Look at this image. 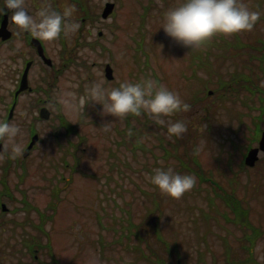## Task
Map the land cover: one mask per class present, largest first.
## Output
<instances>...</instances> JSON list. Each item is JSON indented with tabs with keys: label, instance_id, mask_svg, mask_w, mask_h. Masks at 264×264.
Returning a JSON list of instances; mask_svg holds the SVG:
<instances>
[{
	"label": "rangeland",
	"instance_id": "1",
	"mask_svg": "<svg viewBox=\"0 0 264 264\" xmlns=\"http://www.w3.org/2000/svg\"><path fill=\"white\" fill-rule=\"evenodd\" d=\"M105 1L93 0L94 10L101 13ZM114 1L112 13L99 25L80 23L75 18L77 11L68 18L83 26L84 35L96 40V45H77L80 27L71 34L62 33L64 42L59 38L44 41L53 64L49 67L35 57L37 62L30 70L33 89L17 97L11 118L8 110L18 86L19 69L30 49L16 35L0 42V120L21 128L17 141L23 151L32 133L39 135L27 156L15 155L10 142L0 139L5 145V151L0 153L1 264H86L90 252L101 264H149L146 258L157 259L152 248L164 257L169 255L166 243L156 235L157 226L176 247L171 264H227L222 250L231 249L234 258L246 252L241 251L243 233L223 217L231 212L222 198L214 195V181L227 189L234 188L243 205L249 207V218L264 229V153L260 152L254 166L241 170V148L233 149L231 143H247L250 133L241 129L236 116L248 107L219 91L206 94L222 74L227 78L236 71L251 72L250 85L256 86L259 67L255 65L260 62L264 67L260 59L264 53V1L240 0L259 12L260 19L251 31L216 35L208 40L213 50L209 68L191 65L188 47L176 44L159 29L165 11L181 0ZM82 2L88 4L87 0ZM53 4H58L62 13L69 7H78L70 0H25L26 10L33 16ZM138 46L142 50L137 52ZM203 46L207 47V43ZM106 62L113 68L111 80L104 76ZM210 74L212 79L208 81ZM139 78L157 80L191 105L190 111L165 118L185 123L187 132L180 138L167 139L166 130L147 114L125 118L103 115L100 105L89 102L76 116L63 106V99L84 96L94 82L102 80L105 87L113 88ZM261 83L264 85V75ZM249 102L248 114L242 121L248 122L259 104L256 96ZM40 105L50 110L48 118H39ZM61 117L74 126L66 130ZM107 123L110 131L106 132L103 126ZM142 123L143 134L139 130L128 134L130 124ZM165 147L171 151L169 155ZM194 154L202 167L211 171V181H200L190 172L197 183L179 199L161 194L150 184L147 177L158 167H172L186 174L181 161L191 163L189 157ZM219 184L215 187L221 190ZM154 200L159 208L144 218ZM26 201L34 208H29ZM204 211L210 215L208 221L201 216ZM129 218L139 224V233L148 242L139 241L135 231H130ZM32 237L39 245L33 243ZM48 239L52 251L45 245ZM136 243L141 244L147 257L138 258L130 250ZM249 245L247 242L246 250ZM254 247L255 260L264 264V233Z\"/></svg>",
	"mask_w": 264,
	"mask_h": 264
},
{
	"label": "clouds",
	"instance_id": "2",
	"mask_svg": "<svg viewBox=\"0 0 264 264\" xmlns=\"http://www.w3.org/2000/svg\"><path fill=\"white\" fill-rule=\"evenodd\" d=\"M11 12V22L18 28L30 32L34 37L54 42L61 34H71L80 25L70 22L69 17L74 7L63 13L50 6L42 7L35 16L30 15L25 7V0H3L0 17ZM260 13L252 11L240 0H181L169 8L162 17L161 26L165 35L176 44L191 49L198 48L216 35L231 36L244 31H251L260 19ZM89 102L101 106L103 115L125 118L128 115L139 117L147 114L155 124L166 130L167 139L180 138L187 132L182 121L165 119L177 112H188L191 105L184 102L180 95L164 84L152 78H142L137 82L124 81L118 87L107 88L104 82L92 83L84 96L76 99H63L64 108L79 116ZM110 123L103 126L110 131ZM21 128L13 122L0 120V139H7L15 155L23 152L17 137ZM132 135V131L128 133ZM199 151V149H197ZM150 184L169 198L179 199L191 191L197 183L194 174H182L172 167L153 169L147 177ZM86 264H101L94 252L89 253Z\"/></svg>",
	"mask_w": 264,
	"mask_h": 264
},
{
	"label": "trees",
	"instance_id": "3",
	"mask_svg": "<svg viewBox=\"0 0 264 264\" xmlns=\"http://www.w3.org/2000/svg\"><path fill=\"white\" fill-rule=\"evenodd\" d=\"M206 43H207V47H204L203 45L198 47V48H194V49H191L190 47H188L189 51L191 52L190 56H189V59L191 61V63H190L191 65L196 63L197 66H199V67H207V68L210 67V65L212 64V59H211L209 54H211L213 52V50L211 48L210 42L209 43L206 42ZM136 59L138 62L140 61V54L136 56ZM260 59H261V61L264 60V53ZM255 66L257 68L259 67L258 68L259 72L257 71L258 73L255 74V85L256 86L250 85V83L253 82V79L251 77V75H252L251 72L249 74L246 72L236 71L234 73L231 72L229 77H227V78H225V76L222 74L223 77H221V80H218V83L215 84L213 88L208 87V89L211 88L214 92L219 91V93L222 94V96L227 94V97L234 100V102H237L239 100L241 103L247 104V105H249L250 100L254 101V96H256L258 99V102H259V104L257 106H259L260 112L263 114L264 113V85L261 83L263 75H262V73H260L261 70L263 69V66L260 62L258 64H256ZM236 70H238V69H236ZM219 72L222 73L221 71H219ZM193 75L194 76L197 75L196 71L193 72ZM200 78H202V77H200ZM207 79H208V81L212 79L211 74L209 77H207ZM206 94H208V93L206 92ZM194 96L196 97V93L194 94ZM237 115H239V113ZM261 120L263 121V117H260L259 121H254L252 119V124H249V123L245 122L244 120L242 122H240V124H241L240 127L243 131H247V129H249L248 133H250V134L247 135V143L246 144H244V142L240 143L236 140H231L233 149H237L239 147L241 148V157L239 160V167L241 169L247 168L243 164L242 157L244 155L245 149L253 141H255L258 138L259 133H260V122H261ZM253 121H254V123H253ZM61 122L65 125L66 130H70V127L74 126L66 118H63V117H61ZM143 124L144 123L137 126V128L134 125H131V131L133 132V134H135V133L137 134V130H139L140 133L143 134V132L141 131ZM243 126H245V128ZM160 136H161L162 140L165 139L162 135H160ZM166 141H167V139H166ZM171 142L172 141H169L168 143L171 144ZM164 149L166 152H168V155H169L171 151L166 147ZM231 153L232 152L230 151V154ZM111 154L114 155L113 152ZM72 155L74 156L73 152H72ZM189 160L191 161V163H189V164L185 163L184 160L181 161L182 167L187 169L186 174H189L190 172H194L198 176L200 181H211V177H212L211 171L202 167L201 162L199 161L197 154L191 155L189 157ZM190 164H192V165H190ZM114 165L115 164L111 161L110 162V168L113 169ZM82 173L87 175L84 172H82ZM89 176L93 177L92 174H90ZM213 183H214V185H213ZM212 185L215 188V195L222 198V200L225 202V204L229 208V211L231 212V216L225 215L226 220L231 222L232 224L236 225L241 230L244 238L247 239L246 241L250 244L249 247H252L254 245L256 239L262 234L263 230L256 223H253L252 220L249 218V207L243 205V202L241 201V199H239L238 196L235 194L234 188H231V189L226 190V191H223V189H222L219 192V189H216V187H215L216 183L212 182ZM26 204L29 208H34V205L30 204L28 201H26ZM52 205L54 206V203H52ZM156 208H159V203L157 200H154L153 207L147 208V212H146V214H144V218L151 215ZM201 216L204 217V219H205L204 221H206V219L210 215L204 211V212H201ZM130 219L131 218H129V221H128L130 224V226H129L130 231H132V232L135 231L134 234L136 235V238L139 241H144V239L147 241V239L143 238V236L139 233V229H138L139 224L134 222V220H132V219L130 220ZM155 232H156V235H157L159 241L160 242L164 241L166 243V247L168 248V251H169L168 252L169 255H167V257H164V256L160 255L159 253H157L151 247L152 252H154L157 255V259L155 262L157 264H171L172 260L170 258H171V256L174 255V252H176V247L173 243H170L169 241H167L165 239L164 235L162 234V232L158 226L156 227ZM32 239H33V243L36 242L39 245V242L37 241V239H35L34 237H32ZM45 245L47 246V250L52 251V247L50 245L49 239L45 243ZM128 246L130 247L129 243H128ZM131 247L133 250L132 249H130V250L133 251V253L136 254L137 257L145 258L148 256L145 253V251L142 249L140 243H136L133 245L131 244ZM52 255H53V252H52ZM246 256H247V260L242 264H247L249 261H251L252 253L247 252ZM146 259H148L150 262L153 261L150 259V257L146 258ZM55 262L57 263L56 260H55ZM177 262H179V261L177 260ZM228 262L231 263L229 260H228ZM0 264H1V261H0ZM177 264H179V263H177ZM236 264H240V263L236 262Z\"/></svg>",
	"mask_w": 264,
	"mask_h": 264
},
{
	"label": "flooded vegetation",
	"instance_id": "4",
	"mask_svg": "<svg viewBox=\"0 0 264 264\" xmlns=\"http://www.w3.org/2000/svg\"><path fill=\"white\" fill-rule=\"evenodd\" d=\"M83 0H81V2H82ZM88 1V4L86 5L84 2H82L81 3V9L83 10V12H85V13H87L88 14V19H87V21L85 22V24H87L88 23V25H92V24H97V25H99L100 24V22H101V20H103V18H101L100 17V12H98V11H96V10H94V8H93V0H87ZM5 17V16H4ZM4 17H0V23H1V20L4 18ZM10 17H11V14H10V11L8 12V19H7V27L10 29V31H11V37L9 38V39H6V40H4V39H2L1 37H0V42L1 43H4V42H6V41H8V40H10L13 36H15V37H21L22 38V40H23V42L29 47V55H28V57L24 60V64H23V66H22V68L21 69H19V79H18V84H19V82H20V79H21V75H22V72H23V69H24V67H25V65H26V63L29 61L30 62V68H29V73H28V83H29V85H31L30 83H31V76H30V70H31V68L34 66V64L37 62V60H36V58L35 57H37V58H39L42 62H44V59L42 58V56L39 54V52H38V50H37V47L35 46V45H33L32 43H31V40H32V38L34 37L30 32H27V31H25V30H22V29H18L12 22H11V19H10ZM82 20H84V18L82 17L81 18ZM81 30V29H80ZM100 31V30H99ZM81 32H82V35H81ZM81 32H80V39L81 40H79L78 42H77V45L79 46V45H81L83 42H86V43H96L97 41L96 40H93V39H91V38H87L85 35H84V29H83V31L81 30ZM84 32V33H83ZM98 34H99V32H98ZM62 37V34H61V36L59 37V39ZM40 41H41V43L43 44V47H44V52H45V54L46 55H48L47 54V52H46V45H45V42H44V40H41L40 39ZM66 62H63V64H65ZM33 88H32V86H31V88L29 89V90H27V91H31ZM42 101H46V98H43V99H41ZM40 106H42V105H40ZM245 248H242V252H245ZM251 252H253V249L252 250H250ZM222 252H223V254L222 255H227V254H232L231 253V249L230 250H222ZM238 255H241V254H238ZM253 255H254V252H253ZM254 258H255V255H254ZM244 259H245V255H242V257H240V258H235V260L236 261H244ZM256 264H259V262L258 261H256Z\"/></svg>",
	"mask_w": 264,
	"mask_h": 264
},
{
	"label": "water",
	"instance_id": "5",
	"mask_svg": "<svg viewBox=\"0 0 264 264\" xmlns=\"http://www.w3.org/2000/svg\"><path fill=\"white\" fill-rule=\"evenodd\" d=\"M112 8H113V3L107 2L104 9H103L102 15L104 17L107 16L112 11ZM9 34H10L9 31L6 30V20L4 19L0 25V36L3 39H5V38H8L10 36ZM32 43L37 45L39 52L43 55L42 46L40 45L39 41L37 39H35V40L33 39ZM46 61L50 62V59H46ZM28 67H29V63L26 65V67L24 69V72L22 74V78L20 81V85H19L18 89L16 90L15 94H17L18 92H20L21 90H23L27 87V70H28ZM105 71H106L105 72L106 77L112 78V69L110 68L109 65L106 66ZM12 110H13V106L10 109V114H11ZM40 115H41V117L46 118L49 115V111L45 107H42L40 110ZM37 137H38L37 134H34L32 136V139H31L30 143L28 144V148H30L33 145V143L36 141ZM259 150L264 151V129L262 130L260 139L258 141V146L251 147L245 156V163L247 165H254L255 161L258 159ZM0 151H4V147L1 143H0ZM27 152L28 151L26 150L24 152V155H26ZM2 207L5 208L4 205Z\"/></svg>",
	"mask_w": 264,
	"mask_h": 264
}]
</instances>
